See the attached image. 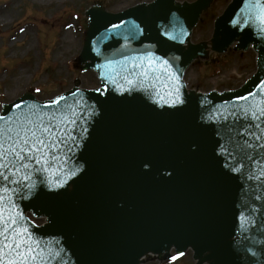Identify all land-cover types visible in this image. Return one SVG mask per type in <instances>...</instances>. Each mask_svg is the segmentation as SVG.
<instances>
[{"label": "water", "instance_id": "obj_1", "mask_svg": "<svg viewBox=\"0 0 264 264\" xmlns=\"http://www.w3.org/2000/svg\"><path fill=\"white\" fill-rule=\"evenodd\" d=\"M209 2L88 8L81 57L99 87L2 106L0 128L42 120L59 142L3 193L50 264H138L171 247L210 264H264V22L255 0H231L210 47L251 45L256 71L236 90L187 91L182 73L204 52L189 35Z\"/></svg>", "mask_w": 264, "mask_h": 264}, {"label": "rangeland", "instance_id": "obj_2", "mask_svg": "<svg viewBox=\"0 0 264 264\" xmlns=\"http://www.w3.org/2000/svg\"><path fill=\"white\" fill-rule=\"evenodd\" d=\"M151 0H0V110L24 92L43 100L72 87L93 88L96 73L77 60L87 27L85 10L101 5L117 12ZM193 1V0H177ZM230 0H212L192 30L193 43H208L205 54L186 68V89L202 92L234 89L256 67L253 48L238 50L236 42L222 53L210 49L215 18ZM23 26H26L23 30ZM139 264H208L195 262L191 249L176 255H146Z\"/></svg>", "mask_w": 264, "mask_h": 264}, {"label": "snow or ice", "instance_id": "obj_3", "mask_svg": "<svg viewBox=\"0 0 264 264\" xmlns=\"http://www.w3.org/2000/svg\"><path fill=\"white\" fill-rule=\"evenodd\" d=\"M255 4L258 9V18L264 22V0H255ZM112 27L118 26L113 25ZM151 62L149 60V63ZM164 63L166 64L167 61ZM128 83L131 84L132 81L129 80ZM32 115L29 113V116ZM250 115L253 119H259V117H264V110L259 112V117L256 112H251ZM55 119L53 116L52 120ZM33 123L32 119L26 117L22 124L16 127L0 128V264H50L52 258L47 247L34 240L28 229L21 226L22 216L15 210L12 201L3 194L12 191L8 187L9 184L21 183L13 178L21 169H24L26 173L22 180H28L31 163L45 162V158L49 156L45 150L59 146L56 134L52 133L49 125L42 120L36 127L23 126ZM71 175H75V172ZM63 182L60 181V184ZM60 184L54 186H60Z\"/></svg>", "mask_w": 264, "mask_h": 264}, {"label": "bare ground", "instance_id": "obj_4", "mask_svg": "<svg viewBox=\"0 0 264 264\" xmlns=\"http://www.w3.org/2000/svg\"><path fill=\"white\" fill-rule=\"evenodd\" d=\"M24 28H26V26H23V30H24Z\"/></svg>", "mask_w": 264, "mask_h": 264}]
</instances>
